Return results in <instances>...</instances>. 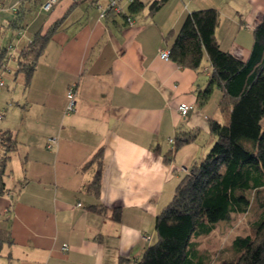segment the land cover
<instances>
[{
	"label": "crops",
	"instance_id": "1",
	"mask_svg": "<svg viewBox=\"0 0 264 264\" xmlns=\"http://www.w3.org/2000/svg\"><path fill=\"white\" fill-rule=\"evenodd\" d=\"M43 1L12 0L13 16L0 12L2 24L15 17L18 5L25 10L11 27L17 41L9 43L0 66V76L11 74L13 90H19L9 116L6 109L0 119V130L16 142L0 193V228L9 233L0 264H132L156 240L155 216L199 158L209 120L224 117L219 89L199 101L208 60L202 62L208 67L192 69L160 58L159 50L170 46L190 11L215 8L220 47L246 60L264 0H166L152 14L153 0H138L144 7L134 13L132 1L124 0L132 25L123 15L99 18L90 2L58 0L45 11ZM36 4L39 10L27 22ZM58 20L26 84L16 55ZM69 86L75 90L71 112L65 110ZM181 103L193 106L185 116ZM177 136L190 140L175 148L168 139ZM49 137L56 139L51 148ZM99 149L97 197L87 190L96 164L87 162ZM117 208L119 220L113 218Z\"/></svg>",
	"mask_w": 264,
	"mask_h": 264
},
{
	"label": "trees",
	"instance_id": "2",
	"mask_svg": "<svg viewBox=\"0 0 264 264\" xmlns=\"http://www.w3.org/2000/svg\"><path fill=\"white\" fill-rule=\"evenodd\" d=\"M165 1L153 0L149 5L150 13ZM0 4L1 9L3 4ZM143 7L142 2L133 0L129 12H138ZM15 10L14 18L0 24V37L3 28L15 27L23 20L22 6L18 5ZM116 15L127 16L123 12L109 16ZM219 18L215 8L190 11L168 49L169 59L181 66L200 69L204 58L208 60L211 70L206 86L198 93L199 101L206 102L213 90L219 89L218 108L226 121L209 120L211 147L182 175L170 201L155 216L156 240L132 264H204L191 238L208 234L216 223L229 219L232 213L246 212L251 199L259 202L258 193L264 191V15L253 29V43L246 60L220 47L215 36ZM59 24L60 20L56 21L44 34L37 32L16 55L18 71L24 74L26 84ZM9 45L0 49V66L8 58ZM189 140L177 136L171 146L176 148ZM15 148L11 133L0 130V193L5 191L4 175ZM102 158L103 152L99 149L87 162L96 164L87 190L97 197L101 188ZM246 191H254L253 196L248 197ZM259 205L261 214L251 232L232 240L236 258L229 264H264V203L259 202ZM113 218L120 219L119 208L114 210ZM6 242H9V233L0 228V256Z\"/></svg>",
	"mask_w": 264,
	"mask_h": 264
},
{
	"label": "rangeland",
	"instance_id": "3",
	"mask_svg": "<svg viewBox=\"0 0 264 264\" xmlns=\"http://www.w3.org/2000/svg\"><path fill=\"white\" fill-rule=\"evenodd\" d=\"M0 2L3 4V7L0 9V12L5 13V15L8 14L9 15L8 17H12L13 16L11 12L12 0H0ZM70 2L79 3V2H72V1ZM96 2H98L99 4L105 2V4H100V6H105L107 4L106 0H93L90 3L96 6ZM120 6L122 7V2H120ZM38 8L39 7H37V4L32 6L31 10L27 14V18H26L27 22L28 20H30L31 17L35 15L36 12H38L39 10ZM41 9H42V6H41ZM110 14H118V13L109 11L104 18L100 17V13H98V16L101 19H105ZM0 17H1V14H0ZM14 32L16 31L12 29L11 27L3 28V33L1 34V37H0V49L3 46L9 45V43H12V44L16 43L18 36L13 35ZM10 64L13 65L12 67L14 68V64L12 61L10 62ZM202 66L208 67L209 65L204 63ZM202 73L204 74V72ZM10 75L11 74L6 73L3 76H0V80L4 83V86L0 89V114L2 113L5 114L6 109H8L7 113L5 114V118L9 116L11 102H14V100L16 99L17 91H19L18 88L15 89V91L13 90V84H12ZM225 121L226 119L224 117H221V123ZM262 125L264 126V118L262 120ZM212 143H213V139L209 135L200 136L199 138L200 145L198 149L199 158H197L196 161H200L204 157V155L207 153V151L211 147ZM253 194H254V191L252 192L246 191V195L250 198L253 196ZM258 194H259L258 201L264 203V191H260ZM259 202H257L255 198L254 199L252 198L251 204L246 212L232 213L230 214L229 219L225 221H219L218 223H216L212 231L209 232L208 234L195 236L191 238V240L195 242L198 254L203 259L204 264H229V262H231L232 260L236 258V254L234 253L231 247L232 240L236 236H244L251 232L253 223L256 220H258V217L261 214L262 207H260Z\"/></svg>",
	"mask_w": 264,
	"mask_h": 264
},
{
	"label": "built area",
	"instance_id": "4",
	"mask_svg": "<svg viewBox=\"0 0 264 264\" xmlns=\"http://www.w3.org/2000/svg\"><path fill=\"white\" fill-rule=\"evenodd\" d=\"M72 2H91L93 0H70ZM107 4L105 6H100V4L98 2H96V6L98 7L99 13H100V17L104 18L107 13L109 11H112L114 13H121L122 12V7L120 6V2H122V0H106ZM127 1H131V0H127ZM57 3V0H45L41 6L42 9L45 11H49L51 8H53V6ZM1 7V4H0ZM121 9V10H120ZM116 11V12H115ZM126 23L128 25H132L133 21L131 19L130 16H126L125 18ZM159 56L162 59L168 60L169 59V49L168 48H161L159 50ZM2 82L0 81V84ZM66 98H67V106L65 108V110L67 112H71L75 109V91H74V86H70L68 87L67 91H66ZM193 106L191 104L188 103H181L178 106V111L182 116H185L187 114V112L192 108ZM2 118V114H0V119ZM174 138H169L168 142L169 144H174ZM56 143V139L54 137H49L48 138V143H47V147L51 148L54 144ZM63 250H67L68 246L66 244H64L61 247Z\"/></svg>",
	"mask_w": 264,
	"mask_h": 264
}]
</instances>
